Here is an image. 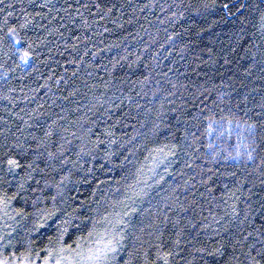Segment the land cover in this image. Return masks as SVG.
Wrapping results in <instances>:
<instances>
[{
	"label": "trees",
	"instance_id": "obj_1",
	"mask_svg": "<svg viewBox=\"0 0 264 264\" xmlns=\"http://www.w3.org/2000/svg\"><path fill=\"white\" fill-rule=\"evenodd\" d=\"M264 264V0H0V262Z\"/></svg>",
	"mask_w": 264,
	"mask_h": 264
},
{
	"label": "rangeland",
	"instance_id": "obj_2",
	"mask_svg": "<svg viewBox=\"0 0 264 264\" xmlns=\"http://www.w3.org/2000/svg\"><path fill=\"white\" fill-rule=\"evenodd\" d=\"M117 254V248L101 241L99 244H87L73 250H67L52 256L41 264H109ZM0 264H5L0 262ZM14 264V263H11ZM18 264H27L21 262Z\"/></svg>",
	"mask_w": 264,
	"mask_h": 264
}]
</instances>
